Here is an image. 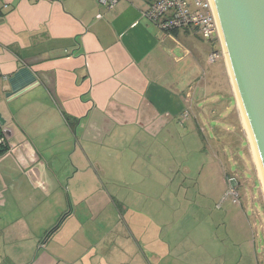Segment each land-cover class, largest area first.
Here are the masks:
<instances>
[{"label": "crops", "instance_id": "obj_1", "mask_svg": "<svg viewBox=\"0 0 264 264\" xmlns=\"http://www.w3.org/2000/svg\"><path fill=\"white\" fill-rule=\"evenodd\" d=\"M153 1L0 0V264H264L256 228L237 242L233 225L167 220L168 199L164 221L143 223L157 207L132 202L146 135L234 98L225 62L206 69L209 52L190 45L196 32L144 17Z\"/></svg>", "mask_w": 264, "mask_h": 264}, {"label": "rangeland", "instance_id": "obj_2", "mask_svg": "<svg viewBox=\"0 0 264 264\" xmlns=\"http://www.w3.org/2000/svg\"><path fill=\"white\" fill-rule=\"evenodd\" d=\"M179 35L184 38L183 32ZM179 41L180 38L177 44L182 47ZM188 41L195 49L198 46L202 48L204 58L214 47L205 42L197 33ZM185 47V52L189 53ZM225 60L221 56L214 63L207 60V63L203 65L206 69H212L222 61L226 64ZM219 68L224 72L223 68ZM226 83V80L223 81L219 88L224 93L228 88ZM199 95L197 91L196 96ZM217 95V98H220L221 93ZM206 99H211V97ZM226 101L227 109L222 108L216 112H202L201 110L200 112H189L181 124H178L176 128H171L172 139L169 138L167 144H162L163 141L168 140L167 133L146 135L145 138L152 143L149 148L145 149L146 157L142 156L143 160L137 161L135 170L145 171L148 179L144 183L134 179L137 182L133 190L137 192L134 191L136 194L134 197L130 195L133 204L137 207L143 199L147 206L157 207L152 215L147 214L146 210L143 212V223L159 218L164 221L165 217L161 216L159 210L170 204L169 212L172 211L168 219L166 217L167 220L190 222L191 224L216 222L219 224V231L224 235L233 225V237L237 242L246 238L247 233L250 234V229L256 228L257 239L260 240V224L264 227L263 187L251 151L249 137L242 122L238 101L235 95L234 98L229 97ZM223 104L220 103V105ZM202 105V100H199L196 106ZM231 122H233L232 128ZM191 123L193 125L187 127ZM0 137L2 138L1 130ZM3 142L5 141H1ZM153 144L155 146L159 144L160 148L155 149L152 155L150 150ZM8 149L0 145V156ZM231 177L238 182L235 191L238 194L239 204L232 202V195L225 196L230 188L227 180ZM119 191L120 195L124 192L123 195L126 197L127 190L120 188ZM167 199L169 204L166 202ZM253 211L257 212L258 216ZM228 233L231 236L230 232ZM187 237L194 239L195 235L190 236L188 232ZM256 248V252L262 253L263 249L261 250L259 243Z\"/></svg>", "mask_w": 264, "mask_h": 264}, {"label": "water", "instance_id": "obj_3", "mask_svg": "<svg viewBox=\"0 0 264 264\" xmlns=\"http://www.w3.org/2000/svg\"><path fill=\"white\" fill-rule=\"evenodd\" d=\"M209 1L264 192V0ZM229 184L234 188L237 182L231 178Z\"/></svg>", "mask_w": 264, "mask_h": 264}, {"label": "built area", "instance_id": "obj_4", "mask_svg": "<svg viewBox=\"0 0 264 264\" xmlns=\"http://www.w3.org/2000/svg\"><path fill=\"white\" fill-rule=\"evenodd\" d=\"M99 4L112 7L116 0H96ZM144 17L166 33L178 30H193L214 47L209 51L208 61L214 63L223 56L214 12L209 0H154L143 11ZM228 194L238 203L235 190ZM260 238L264 249V227L260 224Z\"/></svg>", "mask_w": 264, "mask_h": 264}, {"label": "bare ground", "instance_id": "obj_5", "mask_svg": "<svg viewBox=\"0 0 264 264\" xmlns=\"http://www.w3.org/2000/svg\"><path fill=\"white\" fill-rule=\"evenodd\" d=\"M239 111L241 112V110H239ZM242 122H243V125H244L245 130L247 131V127H246V124H245V121H244V118L243 117H242ZM247 134H248V131H247ZM248 137H249V134H248ZM249 141H250V138H249ZM250 146H251V151H252V154H253V157H254L256 166H257V162H256L255 155H254V152H253V148H252V145H251V141H250ZM257 170H258V166H257ZM258 174H259V177H260L259 170H258ZM260 179H261V177H260Z\"/></svg>", "mask_w": 264, "mask_h": 264}, {"label": "trees", "instance_id": "obj_6", "mask_svg": "<svg viewBox=\"0 0 264 264\" xmlns=\"http://www.w3.org/2000/svg\"><path fill=\"white\" fill-rule=\"evenodd\" d=\"M0 145H2L3 147L6 148V146H4L3 144H0ZM5 150H6V149H5ZM60 223H61V219L59 220L58 224H56L53 228H51V229L47 232L46 237H48V235H50L51 233L55 232V231L58 229Z\"/></svg>", "mask_w": 264, "mask_h": 264}, {"label": "flooded vegetation", "instance_id": "obj_7", "mask_svg": "<svg viewBox=\"0 0 264 264\" xmlns=\"http://www.w3.org/2000/svg\"><path fill=\"white\" fill-rule=\"evenodd\" d=\"M177 123H180L179 121L177 122ZM181 124V123H180ZM199 131H200V129H199ZM167 138H168V140L165 142V141H163L164 142V144H167L168 142H169V138H171V136H167ZM172 139V138H171ZM231 178H234V177H231ZM231 178H228V180H227V182H228V184H229V180L231 179ZM235 179V178H234ZM236 180V179H235ZM236 182H237V180H236ZM237 185H238V182H237ZM236 185V186H237ZM229 187H230V184H229ZM230 188H232V187H230ZM233 190H235V187L234 188H232ZM229 190V189H228ZM238 195V194H237ZM239 203V202H238Z\"/></svg>", "mask_w": 264, "mask_h": 264}]
</instances>
